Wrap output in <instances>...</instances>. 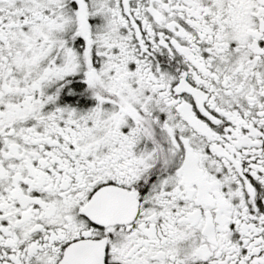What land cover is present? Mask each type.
Instances as JSON below:
<instances>
[{"label": "snow or ice", "instance_id": "1", "mask_svg": "<svg viewBox=\"0 0 264 264\" xmlns=\"http://www.w3.org/2000/svg\"><path fill=\"white\" fill-rule=\"evenodd\" d=\"M0 264H264V0H0Z\"/></svg>", "mask_w": 264, "mask_h": 264}]
</instances>
